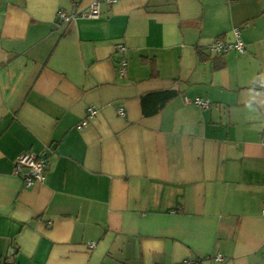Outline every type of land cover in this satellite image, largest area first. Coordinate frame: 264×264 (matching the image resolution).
<instances>
[{
    "label": "crops",
    "instance_id": "crops-1",
    "mask_svg": "<svg viewBox=\"0 0 264 264\" xmlns=\"http://www.w3.org/2000/svg\"><path fill=\"white\" fill-rule=\"evenodd\" d=\"M263 206L264 0H0V264H264Z\"/></svg>",
    "mask_w": 264,
    "mask_h": 264
},
{
    "label": "built area",
    "instance_id": "built-area-1",
    "mask_svg": "<svg viewBox=\"0 0 264 264\" xmlns=\"http://www.w3.org/2000/svg\"><path fill=\"white\" fill-rule=\"evenodd\" d=\"M117 0H101L102 3L113 4ZM99 1L93 2L88 9L80 11V12H71L69 14L60 10L57 12L56 19L59 24H67L78 18H97L99 15ZM126 48L124 46H116L115 52L121 54V58L119 61V72L121 75L125 73L127 61L124 58ZM207 51L210 55L219 56L225 54L229 51H234L238 54L245 53V44L243 43L240 32L238 28L233 29V41H222L219 39L214 40L207 47ZM194 105L207 109L209 108V104L203 101L200 98H195L193 101ZM117 113L120 116L125 115V111L123 108H117ZM96 115V110L93 107H88L86 109L85 117L78 124V129L86 128L89 125L91 119H93ZM14 172L16 175L22 178L24 185L28 188L31 187L35 183H41L45 180L46 172H47V162L45 158L35 154L33 152L27 151L18 156L15 161ZM262 215H264V206L261 211ZM89 248H93V243H88ZM206 259H210L207 257ZM216 262L222 261V257L217 255L213 258ZM185 264H199L197 261H184Z\"/></svg>",
    "mask_w": 264,
    "mask_h": 264
},
{
    "label": "trees",
    "instance_id": "trees-1",
    "mask_svg": "<svg viewBox=\"0 0 264 264\" xmlns=\"http://www.w3.org/2000/svg\"><path fill=\"white\" fill-rule=\"evenodd\" d=\"M177 93L175 91H162L156 93H150L144 95L141 98V106H142V113L144 117H148L160 111L166 103H168L171 99L176 97ZM155 98L154 101H158L159 103L155 105V108L152 111L145 109V104L147 105L148 102H151ZM155 102V104H156Z\"/></svg>",
    "mask_w": 264,
    "mask_h": 264
}]
</instances>
